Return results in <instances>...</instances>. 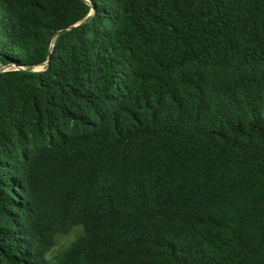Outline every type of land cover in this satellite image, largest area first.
<instances>
[{
	"label": "trees",
	"instance_id": "1",
	"mask_svg": "<svg viewBox=\"0 0 264 264\" xmlns=\"http://www.w3.org/2000/svg\"><path fill=\"white\" fill-rule=\"evenodd\" d=\"M0 65V264H264V0H0Z\"/></svg>",
	"mask_w": 264,
	"mask_h": 264
},
{
	"label": "rangeland",
	"instance_id": "2",
	"mask_svg": "<svg viewBox=\"0 0 264 264\" xmlns=\"http://www.w3.org/2000/svg\"><path fill=\"white\" fill-rule=\"evenodd\" d=\"M82 21V20H81ZM55 40V35L51 37L50 43L53 44ZM45 63V62H44ZM42 63L37 66L29 67L31 70H42L45 68V64ZM15 67L12 65H0L1 71L11 70ZM82 233V228L80 226H73L69 229L67 233H57L53 236V246L50 248L47 253L48 258H52L60 252L64 251L71 242L75 241Z\"/></svg>",
	"mask_w": 264,
	"mask_h": 264
},
{
	"label": "water",
	"instance_id": "3",
	"mask_svg": "<svg viewBox=\"0 0 264 264\" xmlns=\"http://www.w3.org/2000/svg\"><path fill=\"white\" fill-rule=\"evenodd\" d=\"M91 14H92V11H90V13L82 20V21H79L78 23H76L75 25H77V24H80L81 22H83V21H85V20H87L88 19V17L89 16H91ZM75 25H73V26H75ZM63 31V30H62ZM61 31H59L57 34H59ZM49 55H50V52L48 53V57H47V59H46V61H45V67H46V65H47V63H48V60H49ZM0 71H1V69H0Z\"/></svg>",
	"mask_w": 264,
	"mask_h": 264
}]
</instances>
